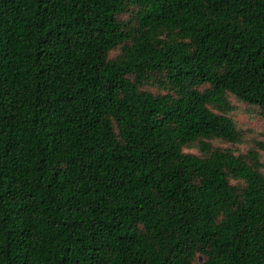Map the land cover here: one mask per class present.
Listing matches in <instances>:
<instances>
[{
    "label": "trees",
    "instance_id": "16d2710c",
    "mask_svg": "<svg viewBox=\"0 0 264 264\" xmlns=\"http://www.w3.org/2000/svg\"><path fill=\"white\" fill-rule=\"evenodd\" d=\"M230 95L264 111V0H0V264H264Z\"/></svg>",
    "mask_w": 264,
    "mask_h": 264
},
{
    "label": "rangeland",
    "instance_id": "374dc122",
    "mask_svg": "<svg viewBox=\"0 0 264 264\" xmlns=\"http://www.w3.org/2000/svg\"><path fill=\"white\" fill-rule=\"evenodd\" d=\"M123 19H128L129 14H124ZM120 48L111 52V57L120 54ZM154 91H159L157 86H150ZM230 100L236 106L230 115L236 121L237 128L241 131L242 138L239 142H229L222 139H212L209 142L215 147L230 148L236 154L247 155L252 158V151L259 153V160L262 163L261 170L264 172V149L259 146L260 142H264V111L258 106L251 105L245 101H241L233 95ZM185 150L193 153H202L198 144L185 147Z\"/></svg>",
    "mask_w": 264,
    "mask_h": 264
}]
</instances>
